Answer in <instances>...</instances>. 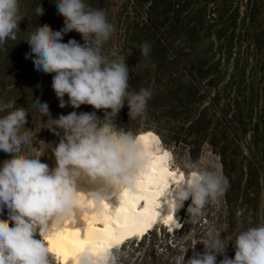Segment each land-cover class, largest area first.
<instances>
[{
  "label": "clouds",
  "instance_id": "9594fccd",
  "mask_svg": "<svg viewBox=\"0 0 264 264\" xmlns=\"http://www.w3.org/2000/svg\"><path fill=\"white\" fill-rule=\"evenodd\" d=\"M55 6L63 27L54 30L47 23L39 24L22 40L30 48L25 59L32 60L37 72L54 74L52 89L61 108L90 105L105 114L100 119L96 111H72L53 119L47 102L37 97L34 106L42 116H49V129L58 136L62 132L59 143L50 145L55 157V167L50 168L41 158L21 152L33 136L25 127L26 110L14 107L15 101H0V151L11 156L0 165V215L5 209L8 212L6 219H0V264H54L44 234L50 222L62 221L79 206L81 184L90 185L89 195L99 200L131 189L151 161L143 141L113 122L125 105L129 117L146 118L153 95L151 88H131L125 58L110 59L103 53L116 26L103 9L93 8L86 0H55ZM35 13L38 17L45 14L41 3ZM22 19L20 0H0V49L7 41L17 40ZM72 31L81 35L83 43L76 39L64 42ZM140 50L149 61L152 45L145 41ZM229 187L220 171L195 169L166 196L177 209L190 199L188 216L198 219ZM221 233L209 234L202 243L203 252L194 247L187 259L188 250L173 256V264H264V224L243 228L241 222L232 234L221 238ZM230 243L235 249L233 258L226 255ZM118 251V241L105 247L85 244L72 260L74 264H119ZM218 256L223 257L219 262Z\"/></svg>",
  "mask_w": 264,
  "mask_h": 264
},
{
  "label": "trees",
  "instance_id": "16d2710c",
  "mask_svg": "<svg viewBox=\"0 0 264 264\" xmlns=\"http://www.w3.org/2000/svg\"><path fill=\"white\" fill-rule=\"evenodd\" d=\"M134 2L145 8L147 29L136 26L130 34V28L126 30L129 83L136 91L151 88L153 95L146 118L129 117L125 105L114 117V124H122L135 134L151 130L166 147L184 152L189 163L195 162L207 146L220 159L226 177L235 173V151L244 146L257 181L260 173L264 175V0ZM145 41L152 45L149 61L141 55L140 45ZM10 71L17 81L6 84L5 78H0V101H15L14 107L26 110L25 127L33 133L32 139L57 136L46 125L49 116H42L34 106L37 97L45 102L43 92L56 95L52 84L30 78L18 80L32 75L34 64H14ZM81 109L96 111L100 119L104 118V110H94L90 105L74 110ZM49 110L54 119L56 108L50 106ZM28 145H23L21 152L31 158ZM10 158L0 151V165ZM233 191L230 185L224 194L227 203L228 193ZM208 215L201 218L206 220ZM7 216L5 209L0 219ZM182 230L183 225L170 233L163 230L159 238L155 232H146L138 242L122 243L117 252L119 264H173L172 257L183 251L188 250L186 259L192 255L191 248L203 252L204 245L195 240L197 236L179 237ZM148 234L150 239L145 243ZM226 255L233 258L231 248Z\"/></svg>",
  "mask_w": 264,
  "mask_h": 264
},
{
  "label": "rangeland",
  "instance_id": "374dc122",
  "mask_svg": "<svg viewBox=\"0 0 264 264\" xmlns=\"http://www.w3.org/2000/svg\"><path fill=\"white\" fill-rule=\"evenodd\" d=\"M86 2L93 8L103 9L110 22L116 26V31L112 38L103 47V53L110 59H124L126 57L124 51V39L127 35V28H130L129 34L135 30L134 28H136V26H138V28L143 27L145 30L147 29L144 13L145 8L140 9L135 4L134 0H86ZM40 3L45 9V14L38 17L35 13V9ZM20 14L23 19L19 24L20 30L17 33V40L7 41L4 48L0 49V78H5L4 80L6 81V84L17 81L14 77L15 73L13 74V71H10L14 67V64H20L24 67L33 64L32 60L25 59V53L30 51V48L29 45L22 40L26 39L28 35L39 26V24L42 25L47 23L54 30H60L63 27V17L57 12L55 0H20ZM69 39H76L83 43L81 35L75 31L69 32L64 36V42H67ZM128 46L130 45H127V47ZM52 75L54 74H45L43 72L34 71L32 75H23L19 77L18 80L25 81L30 78L37 80L38 82H48L49 84H52ZM41 97L44 98V101L47 102L49 107L52 106L56 108L55 118H58L61 114L66 115L72 111H76L77 113L84 112L83 109L78 111L74 110L70 105L61 108L56 95L49 94V92H43ZM64 99L67 101L68 97L65 96ZM46 125L48 127L51 126V121L49 119L47 120ZM115 125L118 128H125L124 125L119 123H116ZM61 136L57 135L53 138H45L41 136L37 139H32L28 145L29 153L31 155L30 157L37 159L41 158L43 162L49 164L50 168L55 167V157L50 147H54L58 144ZM158 144L161 150H167L169 153L167 160L169 168L181 172L184 177L190 174L191 170L195 169L218 170L224 175V167L222 166L220 159L212 153L207 146L202 148L198 159L195 162L189 163L184 152L173 151L166 147L161 140ZM262 147L264 151V145H262ZM235 154V173L227 177L230 185L234 186L233 193H228L229 203L225 201L224 195L220 197L218 202L209 203L204 212V214L209 213L208 219L205 220L201 217L198 219L189 218L187 208L191 201H185L184 205L187 206L180 211L181 221L177 225L178 227L175 226V228L178 229L183 225L182 232L178 234L179 237L187 238L190 236H197V239L195 238V240L203 243L209 238L210 233L214 234L217 231L222 232L221 238L228 233L232 234L237 230V225L241 222L243 228L264 224V175L260 173L259 178H257L256 181V175L253 173L254 164L250 159L249 152L244 146L236 149ZM262 161L264 163V155L262 156ZM248 184V188L250 189H248V195H246L245 187H247ZM224 194H226V192ZM163 230L167 233L172 231V229L169 230L163 225H156L147 232H155L156 237L159 238L161 237L159 232H162ZM143 235L139 236L140 238L134 237L126 239L122 243L132 240L138 242ZM145 239V243H147V239H150V235H146ZM122 243H120V245ZM229 248H231L234 257V246L229 245L226 249V253ZM219 257L220 256H218V261L223 258ZM54 260L55 264H58L56 263V259Z\"/></svg>",
  "mask_w": 264,
  "mask_h": 264
},
{
  "label": "bare ground",
  "instance_id": "6f19581e",
  "mask_svg": "<svg viewBox=\"0 0 264 264\" xmlns=\"http://www.w3.org/2000/svg\"><path fill=\"white\" fill-rule=\"evenodd\" d=\"M136 135L149 150V165L136 177L131 189L99 200L89 195L90 185L81 184L79 206L62 221L50 222L43 237L54 253L56 263L74 264L72 257L81 246L105 247L117 241L120 244L125 239L142 236L154 224H164L169 230L177 229L175 226L181 221L178 222V218L182 207L177 209L166 193L177 186L184 175L169 168V153L160 149V138L156 133L141 131ZM121 208L125 211H119ZM76 232L79 235H72ZM50 240L56 242V250ZM89 240L90 243H85Z\"/></svg>",
  "mask_w": 264,
  "mask_h": 264
},
{
  "label": "snow or ice",
  "instance_id": "6c2138e0",
  "mask_svg": "<svg viewBox=\"0 0 264 264\" xmlns=\"http://www.w3.org/2000/svg\"><path fill=\"white\" fill-rule=\"evenodd\" d=\"M125 195H126V193H125ZM105 207H107V205H105ZM119 211L123 212L125 210L123 208H121V209H119ZM169 219H171V217ZM72 235H79V233L76 232V233H73ZM89 235L91 236V233H89ZM50 242L53 244V250H56V242L54 240H50ZM90 242L91 241L89 240V241H86L85 243H90Z\"/></svg>",
  "mask_w": 264,
  "mask_h": 264
}]
</instances>
